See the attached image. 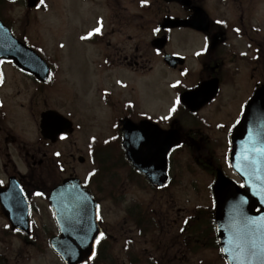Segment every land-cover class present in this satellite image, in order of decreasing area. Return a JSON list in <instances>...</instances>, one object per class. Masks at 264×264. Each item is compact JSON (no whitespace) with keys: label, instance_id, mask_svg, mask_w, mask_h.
<instances>
[{"label":"flooded vegetation","instance_id":"af4514ba","mask_svg":"<svg viewBox=\"0 0 264 264\" xmlns=\"http://www.w3.org/2000/svg\"><path fill=\"white\" fill-rule=\"evenodd\" d=\"M189 1L187 5L166 0H94L103 9L94 19L99 21L95 29L99 27L100 31L90 33L89 43L96 48L91 63L97 76L98 103L106 119H115L112 127L116 133L112 136L117 146L111 147L112 152L123 151L120 142L124 120L147 119L162 129H175L180 135V145L170 152L168 168L171 162L179 161L177 151L184 146L192 154H201L211 147L217 161L225 167L229 136L239 124L244 105L257 89L264 87L263 23L252 21L247 13L246 6L251 12L256 0ZM198 8L206 13L208 21H197ZM166 18L177 20L178 24L170 26L164 23ZM160 37L165 40L164 46L154 48L151 41ZM168 55L174 59L168 62ZM11 69L34 83L33 96L60 81L56 72L50 82H39L27 73ZM135 76L145 80L144 96L149 104L143 109L139 108L141 100L133 84ZM5 77L6 73H2V80ZM207 82L211 88L206 96L209 98L199 99L194 90ZM4 83H0V127L10 111L1 92ZM214 89L216 92L211 94ZM182 95L186 96L184 100ZM68 108V103L57 107L45 103L41 109L30 106L29 114L37 130L43 111L55 110L71 118ZM4 130L7 136L0 140L4 175L0 187L15 176L27 193L28 185L36 186L33 173L53 163V144L37 138L35 146L24 153L19 151L26 169L22 173L11 156V146L22 144L6 126ZM120 158L124 160L122 155Z\"/></svg>","mask_w":264,"mask_h":264},{"label":"rangeland","instance_id":"374dc122","mask_svg":"<svg viewBox=\"0 0 264 264\" xmlns=\"http://www.w3.org/2000/svg\"><path fill=\"white\" fill-rule=\"evenodd\" d=\"M43 5L45 8L29 10L23 0L15 2L8 12L12 20L3 13L7 20L4 22L9 23L15 35H26L30 44L53 59L56 66L60 67V81L58 80L57 86L33 96L34 83L29 78L19 76L8 65L2 64L6 79L1 92L6 96L5 102L10 111L8 120L1 123L0 140L3 141L7 136L5 126L8 131L17 135L22 146H11V156L17 168L19 165V170L24 173L26 169L22 166L23 159L19 151L28 150L38 138L29 107L41 109L45 103L54 107L68 103L70 108L66 112L70 111L75 130L53 145L54 161L57 160L61 165L59 173L45 177L43 172L42 178L34 180V184L49 188L59 181V175H76L85 181L97 161L94 158L92 164L90 160L92 138L97 139L94 146L103 145L102 140L112 143L116 141H112V134L116 130L112 127L115 119H106L105 113L99 111L97 76L95 66L91 63L95 49L80 39L83 32L80 25L84 23L86 29H89L94 24L90 19L103 12L101 4L84 0H43ZM246 8L252 21H262L264 31V0H258L251 12L248 6ZM2 9L4 8L0 10ZM77 50H81L82 56H85L88 73L86 81H83L86 77ZM68 53L76 67L73 73L69 72ZM144 84L143 78L134 79L135 89L140 97ZM17 92L19 95H15ZM148 104L141 97L139 108L143 109ZM112 144L117 146L116 143ZM17 146L20 147L18 150ZM177 152L179 161L170 164L171 183L160 191L151 190L141 179L131 174L128 166L118 169L120 187L110 184L100 186L92 182L94 177L91 179L89 188L99 199L100 224L108 239L105 243L106 258L101 264H138L143 262L146 255L156 264H225L217 251L203 250L193 254L181 252L178 248V240L185 239L179 229L182 221L188 218L187 226L193 214L200 213L196 209H211L212 197L208 187L213 181L211 170L222 165L215 158L217 154L212 152L211 147H207V151L201 154H192L186 146ZM94 154L96 155V147ZM80 155L85 158L83 163L77 161ZM1 166L0 163V177L3 178ZM222 168L231 176L227 168ZM27 188L31 192L35 186L29 185ZM112 191L115 192L114 195L111 194ZM32 204L30 222L35 226L33 237L30 238L32 240L24 241L23 236L13 235L9 229L5 230L3 225L6 221L0 215V258L4 264H64L47 243L49 236L56 233L47 200L35 197ZM198 219L196 221L202 222ZM199 229L200 238L205 245L204 225ZM156 245L161 250L156 251ZM163 253L164 257L161 258ZM146 261L144 259V264ZM146 264L151 263L148 261Z\"/></svg>","mask_w":264,"mask_h":264},{"label":"water","instance_id":"95a60500","mask_svg":"<svg viewBox=\"0 0 264 264\" xmlns=\"http://www.w3.org/2000/svg\"><path fill=\"white\" fill-rule=\"evenodd\" d=\"M34 4L35 0H28V6ZM1 58L12 59L18 66L32 73H36V66L40 65V61H42L31 49L19 43L0 22ZM42 63L44 64V62ZM247 108L244 124L252 121L250 113L253 109H259L264 114V91L257 92ZM144 124L146 122L132 127H143ZM41 127L43 135L52 139L59 132L72 131L70 122L54 117L43 118ZM135 130H130L128 134L126 128L125 138L127 139L129 135L131 139H135L143 134V129ZM245 131L246 135L252 132H264V121L257 128L248 124ZM238 140L234 149H237ZM170 144L161 148L153 165L148 164L149 160L144 153L133 152L130 148L128 155L154 184L160 185L166 180L165 157ZM232 166L238 172L236 163ZM262 178L264 181V174ZM247 180L245 178V182ZM255 186L259 188L257 191L253 190ZM213 192L216 201V233L222 252L229 264H264V182L261 184L252 181L246 184V189H241L233 181L218 173ZM256 197L261 201H258ZM49 200L61 228V235L52 238L51 244L67 264H78L92 253L93 241L98 233L94 223L93 200L85 189L81 188L78 179L65 180L61 186L52 191ZM258 206L261 207V210L256 214L254 210ZM18 219L21 220V223L15 222ZM24 219V215L13 218L12 228L18 227L28 231L23 225L24 221L22 220Z\"/></svg>","mask_w":264,"mask_h":264},{"label":"trees","instance_id":"16d2710c","mask_svg":"<svg viewBox=\"0 0 264 264\" xmlns=\"http://www.w3.org/2000/svg\"><path fill=\"white\" fill-rule=\"evenodd\" d=\"M6 9L0 10V17L4 20L7 21L3 13H5ZM7 17V16H6ZM8 18V17H7ZM101 172H111V168L109 167V164L105 165L104 167H101L99 169ZM198 214H193L192 220L189 222L187 226H184L183 229V235L185 236V239H183V242L187 246H192L189 247L191 250L195 249V246H199V242H202L203 239L201 237V232H200V226L204 225L205 226V234H206V242H210L208 245L212 248L216 247V237L214 235V227L212 224V210L210 209H205V208H198L196 209ZM195 210V211H196ZM196 218H199L198 220L202 221H196ZM199 248V247H198ZM197 250V249H196ZM99 262V257L96 256L92 261H90L87 264H98ZM0 263H3V261L0 259ZM4 264V263H3Z\"/></svg>","mask_w":264,"mask_h":264},{"label":"snow or ice","instance_id":"6c2138e0","mask_svg":"<svg viewBox=\"0 0 264 264\" xmlns=\"http://www.w3.org/2000/svg\"><path fill=\"white\" fill-rule=\"evenodd\" d=\"M40 3L43 4V0H40ZM94 31L99 32V31H100V28L97 27ZM62 138H63V137H62ZM97 218H99V217H97ZM253 223H254V222H253ZM182 230H183V229H182ZM103 235H104V234L101 233L99 239H102V238H103ZM99 239H97V241H96L97 243H99ZM92 255H93V257L95 256V251H93V254H92Z\"/></svg>","mask_w":264,"mask_h":264}]
</instances>
